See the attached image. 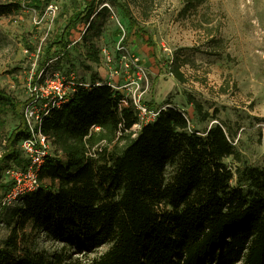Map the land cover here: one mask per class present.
Instances as JSON below:
<instances>
[{"label":"trees","instance_id":"1","mask_svg":"<svg viewBox=\"0 0 264 264\" xmlns=\"http://www.w3.org/2000/svg\"><path fill=\"white\" fill-rule=\"evenodd\" d=\"M51 1H0V16L24 7L43 11ZM181 1L179 16L204 35L209 52L228 54L208 0ZM132 4L142 21L157 9L156 0H84L49 50L58 47L74 68L68 46L81 22L85 59L99 63L97 40L111 8L143 30ZM186 64L196 62L181 54L170 62L181 82ZM74 82L42 117L40 130L53 151L39 168V187L0 205V224L9 229L0 240V264H264V165L241 164L218 109L211 113L187 95L200 121H218L199 130L179 107L156 108L151 100L144 106L156 115L147 120L132 98L96 76L90 86ZM34 97L22 101L0 86V127L5 115L19 117L2 147L0 178L8 167L28 165L20 142L30 135L23 109Z\"/></svg>","mask_w":264,"mask_h":264},{"label":"rangeland","instance_id":"2","mask_svg":"<svg viewBox=\"0 0 264 264\" xmlns=\"http://www.w3.org/2000/svg\"><path fill=\"white\" fill-rule=\"evenodd\" d=\"M56 2L59 8L53 15L46 8L37 11L24 7L18 13L0 16L1 87L22 101L27 100L32 95V81L38 67L48 61L44 78L35 84L39 108L46 105V96L52 95V81L61 80L66 85L70 81H82L90 86L92 76H96L97 83L111 84L140 107L152 100L156 108L168 104L181 108L196 129L203 130L218 122L198 119L193 105L188 103L187 95L191 94L211 113L218 109L219 120L229 127L234 137L241 164L264 165V0L207 1L210 10L207 12L222 24L220 36L226 40L228 53L222 55L210 53L204 35L193 27L189 18L179 16L181 0H156L157 9L148 21L141 20L140 10L132 4L142 31L130 27L119 8H112V17L97 40L101 51L99 63L85 59L81 42L83 23L72 29L68 51L74 68H70L58 47L49 50V46L84 0ZM176 54L188 55L196 62L195 66H182L186 82L179 81L170 72V62ZM146 117L151 119L154 113ZM18 124L19 117L11 113L4 116L0 154L6 137ZM227 162L235 161L230 157ZM10 184L3 171L0 200ZM8 232L0 224V240ZM105 248L107 245L102 250Z\"/></svg>","mask_w":264,"mask_h":264},{"label":"built area","instance_id":"3","mask_svg":"<svg viewBox=\"0 0 264 264\" xmlns=\"http://www.w3.org/2000/svg\"><path fill=\"white\" fill-rule=\"evenodd\" d=\"M104 5L109 6L108 3H104ZM45 8L47 9V13L53 15L56 14L59 6L56 0H52ZM120 26L124 30L123 26ZM104 54L107 60L110 61L111 58L108 53L105 52ZM74 83V81H70V84L66 85L61 80L52 81V84H50L52 95L50 97H48L49 94L46 96L48 101L43 108H39L36 104L39 98L37 85H34L33 90L31 89L35 93V97L23 109L30 135L20 142L21 149L28 159V165L25 169L11 166L4 170V177L8 178L13 184L0 200L1 206L8 205L24 193L35 190L39 187V168L45 161L46 157L52 153L53 149L51 140L40 130L42 117L48 113L51 106L58 105L62 101L64 95L70 90V87L73 86ZM137 106L142 112V118L152 113H154V116L156 115V113L152 111H149L148 113L145 106ZM137 126L140 127L139 124H137Z\"/></svg>","mask_w":264,"mask_h":264}]
</instances>
